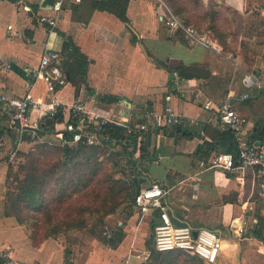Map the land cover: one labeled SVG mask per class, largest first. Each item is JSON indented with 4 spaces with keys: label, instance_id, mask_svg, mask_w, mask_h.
I'll use <instances>...</instances> for the list:
<instances>
[{
    "label": "crops",
    "instance_id": "1",
    "mask_svg": "<svg viewBox=\"0 0 264 264\" xmlns=\"http://www.w3.org/2000/svg\"><path fill=\"white\" fill-rule=\"evenodd\" d=\"M55 1L0 0V96H21L25 91L24 69L35 68L44 50L60 53L63 37H67L86 62L79 86L67 81L64 87L49 90L37 81L34 98L43 103H80L87 111L122 126L145 125L149 135L144 140L148 142L144 155L151 160L144 163L147 170L139 189L157 183L167 191L172 217L192 230L205 227L217 231L222 247L215 264H264V245L254 236L259 218H264L256 169L227 173L208 168L215 152L206 160L193 157L200 145L215 140L220 131L217 110L223 105L230 104L244 119L243 140L264 117V90L245 87L242 82L246 76L264 80V45L256 46L257 35L264 30V0H201L205 8L218 9L233 25L234 40L228 51L211 33L198 32L219 49L189 45L178 30L165 26V11L157 0H128L125 12L129 24L107 12L92 10L93 0H82L62 5L55 28L39 25V16L54 15L51 7ZM243 42L256 50L251 64L243 60ZM155 61L168 66H205L210 77L181 80L176 73L157 67ZM243 95L247 97L242 99ZM99 98H117V102L108 104ZM207 102L212 104L210 109L204 108ZM167 111L183 117L180 132L162 124L152 126V115L162 120ZM31 116L37 118L38 113ZM162 127L164 131H157ZM16 130L8 109L0 104V138L5 142L0 162L3 264L153 262L152 229L158 214L141 216L132 204L124 205L109 219L117 236L113 243L80 235L67 240L49 238L41 246H33L28 229L3 211L8 152L14 149L17 157L34 144L20 140ZM134 157L138 158L139 152ZM6 251L11 260L2 258Z\"/></svg>",
    "mask_w": 264,
    "mask_h": 264
},
{
    "label": "trees",
    "instance_id": "2",
    "mask_svg": "<svg viewBox=\"0 0 264 264\" xmlns=\"http://www.w3.org/2000/svg\"><path fill=\"white\" fill-rule=\"evenodd\" d=\"M127 2L128 0H93L91 8L112 14L122 23L129 24L125 12ZM163 2L181 25L195 26L200 34L211 33L224 51L231 50V41L234 40L233 25L218 9L205 8L201 0ZM178 33L183 37L181 31ZM257 40L256 46L264 45V30L257 35ZM73 48L67 37H63L59 54L63 58L62 67L66 83L68 81L79 86L80 78L85 74L86 62ZM241 52L244 62L251 64L256 56V50L243 42ZM155 64L170 73H176L181 80L210 77L209 70L201 65L168 66L159 61H155ZM99 99L108 104L117 102V98L110 101L105 98ZM78 119L79 116L70 115L68 123L75 126ZM66 126L67 120L64 119L61 106L57 107L53 116L40 117L34 139L30 140L25 135L20 138L28 143L34 142L33 146L27 153L17 154V159L21 161L16 166L8 165L4 215L13 217L20 226L28 229L29 239L35 247L41 246L49 238H55L62 226L82 231L94 228L97 231L107 217L115 214L123 205L132 204L135 194L139 191L140 180L147 170L144 163L151 160L146 159L147 154L144 155L148 145L144 140L149 135L148 131L128 134L125 127L112 123H104L100 131H97V125L89 124L91 132L98 136L99 143L88 145L85 138L80 136V132L69 133ZM129 126L133 128L132 125ZM169 127L180 132L178 126ZM158 130L164 131V127ZM57 134H61L57 145L41 142L43 137ZM246 142L264 144V117L255 123ZM136 152H139L138 158L134 157ZM211 152L230 153L236 158L238 148L234 133L219 131L213 143L204 142L197 148L193 157L206 160ZM74 203L79 207L67 211L69 209L64 205ZM64 211L68 212L67 220L66 217H58ZM41 218L46 221L43 220L44 223L54 224L55 227L41 231L38 226L42 222ZM259 224L254 236L264 245L263 217L259 218ZM101 231L102 229L101 236L96 237L104 239L107 243L116 241L117 236L113 231L110 239H105ZM151 257L153 264H203L197 256L185 251L158 253L151 249ZM0 264H3L2 260Z\"/></svg>",
    "mask_w": 264,
    "mask_h": 264
},
{
    "label": "built area",
    "instance_id": "3",
    "mask_svg": "<svg viewBox=\"0 0 264 264\" xmlns=\"http://www.w3.org/2000/svg\"><path fill=\"white\" fill-rule=\"evenodd\" d=\"M81 1L82 0H56L51 7L54 15L39 16L37 18L38 24L49 28H55L57 20L56 15L60 12L62 5L67 2L79 4ZM157 1L162 5L165 11V26L171 31H181L189 45L199 44L207 48H218L210 41L201 37L195 28L181 25L169 11L163 0ZM62 60L63 58L59 53L51 50H44L35 68L24 69V93L12 99H7L4 95H1L0 104H4L5 108L10 112L13 121L18 122L19 128L16 132L19 139L22 135H25L29 137L30 140H33L36 134L35 132L38 129L39 118L44 115L53 116L56 113L57 107L61 106L64 119L67 120V132H80V136L85 138L88 145L98 144L99 138L95 133L91 132L89 124L97 125V131H100V127L104 123H112L118 126L122 125L109 119L99 117L94 114L93 111H87L80 103H74L72 105L58 104L53 101L43 103L42 101L36 100L33 96L34 85L37 81H41L49 90H57L66 85V75L62 67ZM9 68V66H6V69ZM174 77H176L175 74ZM242 82L245 87H254L257 90H264V80H262V78L254 79L250 76H246ZM246 97V95H243L242 99ZM211 105V102H207L204 108L210 109ZM217 112L220 113L217 120V128L222 132L231 131L234 133L238 155L235 158L230 153H216L211 157L208 168L218 169L227 173H234L238 170L250 168L256 169L258 174V196L264 201V144H248L246 140L242 139L244 136L242 130L244 119L230 104L223 105ZM217 112H213V114ZM33 113H38V117L33 119L31 116ZM70 115L79 116L75 126L68 123ZM152 117V126H158L160 124L181 126L184 123L182 116L170 111L165 113L162 120L158 115H152ZM122 127L127 129L128 134H139L147 130L146 126L143 124L138 125L136 128L130 126ZM55 136L61 139V134ZM78 138L79 136L76 137V139ZM4 150L5 142L0 138V162L3 158ZM15 158L16 151L11 149L8 152L7 163H12ZM234 163L235 165H233ZM166 196L167 191L163 190L157 183H150L148 186L139 189L132 201V206L139 215L146 216L152 215L153 213L158 214V222L152 229L153 249L158 253L173 251L190 252L201 259L204 264H215L219 250L222 247V241L219 238L218 232L201 227L196 230V237L193 238V230L189 226H175L168 215ZM101 234L105 239H110L112 230L108 225H105L102 228ZM10 254L9 251H6L3 252L1 256L4 259H10ZM142 264L152 263L143 262Z\"/></svg>",
    "mask_w": 264,
    "mask_h": 264
},
{
    "label": "rangeland",
    "instance_id": "4",
    "mask_svg": "<svg viewBox=\"0 0 264 264\" xmlns=\"http://www.w3.org/2000/svg\"><path fill=\"white\" fill-rule=\"evenodd\" d=\"M233 12V11H232ZM193 28H195V26H193ZM196 29V28H195ZM65 93H67V90L65 91ZM42 141L41 142H46V143H48L49 145H57L58 143H59V141H60V139L57 137V136H55V135H50V136H46V137H44V138H42L41 139ZM32 143V142H31ZM19 161H21V160H18L17 159V157L14 159V161H13V165L14 166H16V164L19 162ZM118 177H120V176H118ZM79 200V199H78ZM77 200V201H78ZM75 203H77V202H75ZM69 204V205H67V204H65L64 206L66 207L67 206V209H69V210H67V211H73V210H75V209H77L78 207H79V205L78 204ZM126 205V204H125ZM124 206V205H123ZM122 206V207H123ZM121 207V208H122ZM120 208V209H121ZM119 209V210H120ZM67 211H64V212H62V213H60V215H58V217L59 218H65L66 216H67ZM75 212H77V211H75ZM112 216V215H111ZM111 216H109V217H107L106 219H105V221H104V223H103V225L102 226H100V228H98L97 229V231H96V229H94V228H89L90 230H88V231H82V230H79V229H77V228H68V227H63L62 226V229L57 233V235H56V237L55 238H61V239H65V240H67V238H73V237H78V236H80V235H88V236H94V237H96V236H101L100 235V229H102L103 228V226H105V225H108L111 229H112V226L110 225V222H109V219H110V217ZM43 218H41V224H39L38 226H39V228H40V230L41 231H45L46 229H53L54 227H55V225L54 224H48V223H44V222H46L45 220H44V222H43ZM65 220H67V217L65 218ZM102 227V228H101ZM93 230L95 231V232H93ZM202 263H203V261H202ZM204 264V263H203Z\"/></svg>",
    "mask_w": 264,
    "mask_h": 264
},
{
    "label": "water",
    "instance_id": "5",
    "mask_svg": "<svg viewBox=\"0 0 264 264\" xmlns=\"http://www.w3.org/2000/svg\"><path fill=\"white\" fill-rule=\"evenodd\" d=\"M14 123L16 124V127H17V129H18V128H19L18 122H17V121H14ZM168 215H169V217H170L172 223H173L175 226H178V227H183V226H185V223H181V222H179L177 219H175L174 217H172L171 212H170L169 210H168ZM196 234H197V231H196V230H193V231H192V236H193V238L196 237Z\"/></svg>",
    "mask_w": 264,
    "mask_h": 264
}]
</instances>
